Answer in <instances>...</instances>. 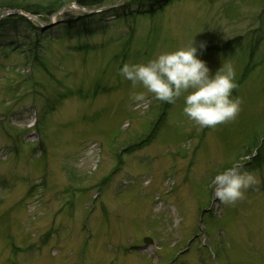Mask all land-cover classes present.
<instances>
[{"label":"rangeland","instance_id":"obj_1","mask_svg":"<svg viewBox=\"0 0 264 264\" xmlns=\"http://www.w3.org/2000/svg\"><path fill=\"white\" fill-rule=\"evenodd\" d=\"M68 1L0 0V264H264V159L254 158L264 153V61L243 78L248 65L264 60V0H173L133 23L137 13L123 14L95 34L117 12L147 3L53 13ZM27 8L42 9L37 17L53 26L42 30L20 19L22 11H6ZM75 27L85 32L68 35ZM16 37L37 40L40 61L60 86L10 51ZM192 40L206 44L198 55L213 73L224 59L234 64L233 96L241 100L234 121L202 128L184 115L183 98L156 100L119 74L125 63ZM233 43L240 48L207 47ZM134 92L146 98L135 104ZM61 93L67 98L57 99ZM158 118L148 145L124 150L148 137ZM17 142L20 158L6 153ZM38 144L46 155L30 156ZM234 164L259 183L226 205L212 181ZM147 237L153 245L140 251Z\"/></svg>","mask_w":264,"mask_h":264},{"label":"clouds","instance_id":"obj_2","mask_svg":"<svg viewBox=\"0 0 264 264\" xmlns=\"http://www.w3.org/2000/svg\"><path fill=\"white\" fill-rule=\"evenodd\" d=\"M206 48L194 40L174 51L157 53L147 62L125 63L119 70L133 88L142 86L159 101L175 104L183 98V113L200 127L215 128L234 121L241 110V100L233 96L238 88L234 64L224 59L213 73L198 51ZM145 92H134L132 99L142 102ZM259 180L253 172L241 171L237 164L216 174L212 184L215 197L226 205L235 204L246 196Z\"/></svg>","mask_w":264,"mask_h":264},{"label":"trees","instance_id":"obj_3","mask_svg":"<svg viewBox=\"0 0 264 264\" xmlns=\"http://www.w3.org/2000/svg\"><path fill=\"white\" fill-rule=\"evenodd\" d=\"M79 4L83 5V6H100L103 5V1L104 0H77ZM167 2V0H150L149 4H152V9L151 10H155V7L161 6L163 4H165ZM63 3H59V5L55 6V9L59 8ZM26 11H30V12H34V13H41L39 11H42V9H32V8H27ZM37 42V40H35ZM17 43H13L11 44V46L13 47H18L16 45ZM21 51H23L22 53L27 55V59H33V61H38L39 62V58H37L38 53L35 50V48H33L32 46H29L28 48H21ZM33 63V62H32Z\"/></svg>","mask_w":264,"mask_h":264}]
</instances>
